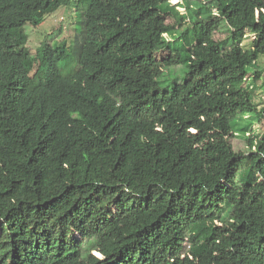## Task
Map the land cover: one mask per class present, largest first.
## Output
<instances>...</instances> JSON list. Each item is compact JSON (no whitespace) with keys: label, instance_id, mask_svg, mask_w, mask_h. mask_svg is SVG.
I'll return each instance as SVG.
<instances>
[{"label":"trees","instance_id":"1","mask_svg":"<svg viewBox=\"0 0 264 264\" xmlns=\"http://www.w3.org/2000/svg\"><path fill=\"white\" fill-rule=\"evenodd\" d=\"M70 4L71 60L43 39L30 88L18 30ZM156 48L185 77L146 102ZM260 56L264 0H0V264H264Z\"/></svg>","mask_w":264,"mask_h":264},{"label":"rangeland","instance_id":"2","mask_svg":"<svg viewBox=\"0 0 264 264\" xmlns=\"http://www.w3.org/2000/svg\"><path fill=\"white\" fill-rule=\"evenodd\" d=\"M194 2V0H189ZM177 3V0H173ZM178 10L181 12L183 8L178 5ZM79 13L76 7L73 4H70L66 7H60L57 10L49 13L43 21L36 25L26 24L23 26V30H18L19 34L23 31L28 35L27 40V49L21 55V60L25 68L29 72V87L33 88L38 84V81L42 73V59L40 55V43L43 39H46L49 43L56 45H65V50L67 56L60 61L62 69L65 71L66 66L70 60V49L73 46V37L78 31L79 27ZM174 18L170 15H163L154 19L151 23L153 28H163L166 25L172 24ZM186 24H183V27ZM183 27L176 29V33L180 31ZM228 34L227 28L225 25H220L213 33L214 39H225ZM172 34L170 36H173ZM249 33L246 32V36L242 37V44L247 46L249 43ZM229 44L231 39L226 40ZM179 40L174 43V46H177ZM155 63L151 66H144L143 72L149 80V90L144 95V100L150 102L154 97L162 94L163 90L170 88L173 83V78L178 79L179 82H182L185 77L186 66L185 63L180 61V54L178 49L176 50H158L155 49ZM258 64L260 68H264V59L262 56L258 59ZM248 84L252 82L248 81ZM253 95L258 107L264 106V74L259 80L252 84ZM248 118H242V116H236L232 121L234 123V129L236 130L234 136L230 138L233 149L236 152H245L246 143L245 139L241 137L240 128L248 125ZM263 123H251L250 126L245 129L249 133H257L263 130ZM152 204L156 207H160L166 195L161 192L157 187H152ZM203 227V226H200Z\"/></svg>","mask_w":264,"mask_h":264},{"label":"built area","instance_id":"3","mask_svg":"<svg viewBox=\"0 0 264 264\" xmlns=\"http://www.w3.org/2000/svg\"><path fill=\"white\" fill-rule=\"evenodd\" d=\"M177 1H178V0H177ZM170 2H171L172 4H176L175 2H173V0H170ZM177 8H178V6H177ZM244 36H246V34H244L243 37H244Z\"/></svg>","mask_w":264,"mask_h":264}]
</instances>
